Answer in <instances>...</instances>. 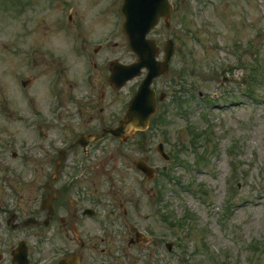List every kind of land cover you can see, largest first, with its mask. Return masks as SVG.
<instances>
[{
    "label": "rangeland",
    "instance_id": "obj_1",
    "mask_svg": "<svg viewBox=\"0 0 264 264\" xmlns=\"http://www.w3.org/2000/svg\"><path fill=\"white\" fill-rule=\"evenodd\" d=\"M121 1L116 0L118 6ZM108 2L0 0V107L5 110L0 112V168L14 171L12 178L18 179L21 195L24 190L30 192L29 199L21 198L26 211L34 203L36 186L43 181L30 169H42L43 151L59 146L56 131L44 130L47 138H38L28 101L32 98L42 111L57 103L48 91V82L61 68L57 62L52 65L50 57L58 54L66 58L65 81L73 87L70 91L67 84L64 86V104L70 115L74 107H69L66 97L82 92L78 85L86 71L84 58L73 51L76 25L92 39L86 51L92 52L105 38L114 42L107 51L94 56L102 93L108 95L105 62L113 58L122 63L132 60L125 40L116 32L121 17L115 7H105ZM183 3L177 1L179 11L171 29L176 51L170 75L173 80L168 87L186 85L188 89L179 90L177 98L175 94L168 97V113L162 125L152 127L144 136L137 134L124 146L110 144L107 159L111 158L93 171L95 183L94 179L91 182L128 204L127 224L129 219L140 231L149 234L150 230L156 235L153 240L158 243L146 251V259L142 263L133 260L134 264H264V0ZM169 37L162 25L151 35L160 46ZM180 72L184 76L179 80ZM26 79L31 82L23 89L20 82ZM129 91L120 93L110 111L121 108ZM176 99L182 101L183 118L177 114L180 110L174 105ZM9 112L14 117H9ZM15 113L22 121L16 120ZM106 113L102 122L107 120ZM72 126L75 134L83 128L79 122ZM188 128L210 132L208 152L205 140H199L195 147L190 145ZM159 142L170 156L168 162L155 153ZM137 159L157 168L152 181H146L132 168ZM116 161L118 164L113 166ZM107 168L113 174V187L102 176L97 177L101 169L104 173ZM181 219L186 220L182 227L178 226ZM111 230L115 234L118 228ZM77 235L87 243L81 233ZM88 242L90 247L97 244ZM167 242L172 244L169 253L164 247ZM51 247L42 244L38 248L44 251ZM144 248L138 244L131 247L137 253L144 252ZM97 250L96 246L91 254L93 264L102 259ZM83 261L85 264L86 256Z\"/></svg>",
    "mask_w": 264,
    "mask_h": 264
},
{
    "label": "flooded vegetation",
    "instance_id": "obj_2",
    "mask_svg": "<svg viewBox=\"0 0 264 264\" xmlns=\"http://www.w3.org/2000/svg\"><path fill=\"white\" fill-rule=\"evenodd\" d=\"M93 86L96 90V85ZM93 92H83L84 95H87V98H85L87 101L79 107V115L82 116L84 113L85 117L83 120L88 122L98 117L96 112L102 115L105 110L107 111L110 107V99L114 98V93L111 89L108 95L104 92H100L98 95L94 96L95 93ZM83 94H81V96H83ZM99 118L101 121L103 120L101 119L102 116H99ZM68 142H73V138L68 139ZM74 148H78L82 154L79 147ZM100 150H102V147L99 146L89 148V152L79 163L78 168L62 169L64 178L67 175H73L74 177L68 182L62 179L59 180L57 184V197L52 211L37 218V220L41 221L43 224L49 221V227H44L42 225L25 226L23 222V218H25L24 215H9L6 213L7 210L5 211L0 207V264H11L7 263L8 258L12 255L19 241L23 239H27L28 264H61V261L67 260L75 262V258H77L78 264H82L85 255L90 257L91 253L95 252L96 243L94 242L90 247L87 243H89L88 241H92V238L87 235H91L94 230H97L94 225L98 224L97 221L101 219L100 214L104 210L97 202L94 196L95 192H90V195H83L77 191L74 192V190L78 186V178L80 176L89 175L86 170L91 169L87 165L88 160L91 158V153ZM75 158V153L72 152L69 159L70 164L75 165ZM92 187L94 188L93 185ZM71 189L73 191L72 193L70 192ZM11 201L12 200H7V202ZM89 212L92 213V215L88 214ZM111 214H114V212H111ZM41 227L42 229H40ZM78 232L88 240L87 243L82 241V238L78 237ZM69 234L72 235V238ZM17 236H20V238L15 242ZM10 237L13 241L9 240ZM31 237L42 238L46 241V244L52 246L51 249L44 254L41 261L35 259L36 254L31 248L29 241ZM66 241L69 242L70 246H67ZM71 243H74V245L71 246ZM47 247L50 248L49 245H47ZM90 259L93 260L91 257Z\"/></svg>",
    "mask_w": 264,
    "mask_h": 264
},
{
    "label": "water",
    "instance_id": "obj_3",
    "mask_svg": "<svg viewBox=\"0 0 264 264\" xmlns=\"http://www.w3.org/2000/svg\"><path fill=\"white\" fill-rule=\"evenodd\" d=\"M121 13L125 18L123 26L128 36L130 47L138 56V63L131 67H126L122 74L133 76L142 67H146L149 71L157 70L156 65L158 64L155 63L157 49L153 42L145 40V35L156 25L159 17L165 19L169 17L171 7L167 0H125ZM167 52L166 48V59L168 60L170 55ZM119 71L121 72V70ZM157 74H150L149 77H154ZM142 96H144L143 99L141 98ZM131 104L128 121L122 122L120 127L112 132L113 135L122 139H125L133 128H143L150 113L154 110L153 105L148 107L153 103L147 100V91L145 89H141L140 95L134 98ZM138 113L140 116H133Z\"/></svg>",
    "mask_w": 264,
    "mask_h": 264
}]
</instances>
